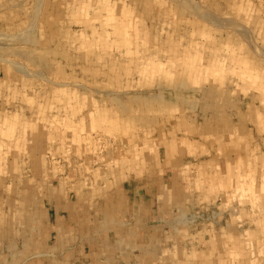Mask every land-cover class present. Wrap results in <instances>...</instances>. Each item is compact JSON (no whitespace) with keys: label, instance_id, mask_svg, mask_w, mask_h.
Masks as SVG:
<instances>
[{"label":"rangeland","instance_id":"1","mask_svg":"<svg viewBox=\"0 0 264 264\" xmlns=\"http://www.w3.org/2000/svg\"><path fill=\"white\" fill-rule=\"evenodd\" d=\"M85 240L264 264V0H0V264Z\"/></svg>","mask_w":264,"mask_h":264},{"label":"crops","instance_id":"2","mask_svg":"<svg viewBox=\"0 0 264 264\" xmlns=\"http://www.w3.org/2000/svg\"><path fill=\"white\" fill-rule=\"evenodd\" d=\"M82 233H85V231H83ZM81 238H86V236L82 234V237H80L79 239H81ZM29 240H30V243H29L30 249H29V251L32 252V253H36L37 248H32V247L36 246V242H37V237H36V233L35 232L32 233V235L29 236ZM86 241H88V240H85V243L82 244V245L75 246V247L71 248L70 251H71L72 256H70L69 260H63L67 256L62 257L61 259L45 258V259H43V263H41V264H74V263H71V259L73 258V255L75 253H79V256H83V255H86V253L89 251L88 244L86 243ZM59 248H60V250H59V253H60L61 249H62V245H60ZM64 251L67 252V248L64 247ZM51 252H52V249H51ZM94 253L95 252H90V255L92 256Z\"/></svg>","mask_w":264,"mask_h":264}]
</instances>
